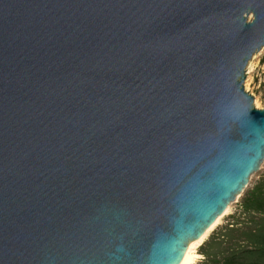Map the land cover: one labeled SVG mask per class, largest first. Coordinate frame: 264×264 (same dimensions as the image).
<instances>
[{
  "label": "water",
  "instance_id": "95a60500",
  "mask_svg": "<svg viewBox=\"0 0 264 264\" xmlns=\"http://www.w3.org/2000/svg\"><path fill=\"white\" fill-rule=\"evenodd\" d=\"M262 48L264 0H0V264H180L264 162Z\"/></svg>",
  "mask_w": 264,
  "mask_h": 264
},
{
  "label": "trees",
  "instance_id": "16d2710c",
  "mask_svg": "<svg viewBox=\"0 0 264 264\" xmlns=\"http://www.w3.org/2000/svg\"><path fill=\"white\" fill-rule=\"evenodd\" d=\"M230 219L200 245L203 258L194 264H264V174Z\"/></svg>",
  "mask_w": 264,
  "mask_h": 264
},
{
  "label": "rangeland",
  "instance_id": "374dc122",
  "mask_svg": "<svg viewBox=\"0 0 264 264\" xmlns=\"http://www.w3.org/2000/svg\"><path fill=\"white\" fill-rule=\"evenodd\" d=\"M244 87L254 97V105L256 106V108L264 109V48H262L257 54H255L254 58L252 59L251 66H247ZM263 174L264 162L261 164L260 169L251 176L243 192L239 194L232 203H230V205L228 206V210L220 217V220L203 238L202 242L194 246L193 255H195L196 257L192 264L201 261L203 258L199 251L200 245L205 240H207L217 228L228 223L231 220L230 217L237 211L245 192L248 191Z\"/></svg>",
  "mask_w": 264,
  "mask_h": 264
},
{
  "label": "bare ground",
  "instance_id": "6f19581e",
  "mask_svg": "<svg viewBox=\"0 0 264 264\" xmlns=\"http://www.w3.org/2000/svg\"><path fill=\"white\" fill-rule=\"evenodd\" d=\"M257 54V53H256ZM254 56H255V54H254ZM254 56L252 57V59L254 58ZM252 59L249 61V65H248V67H250L251 66V64H252ZM256 105H257V103H256ZM228 210V208L226 209V211ZM225 211V212H226ZM224 212V213H225ZM221 217V216H220ZM220 217H218V219L215 221V223L204 233V235L201 237V238H199L198 240H195V241H192V242H190L189 243V245H188V248H187V250H186V253L184 254V256H183V258H182V260H181V262H180V264H192L193 262H194V260H195V255H193V248H194V246L195 245H197V244H199L200 242H202V240H203V238L208 234V232L214 227V225L220 220Z\"/></svg>",
  "mask_w": 264,
  "mask_h": 264
}]
</instances>
